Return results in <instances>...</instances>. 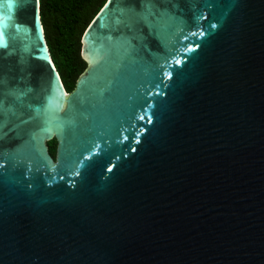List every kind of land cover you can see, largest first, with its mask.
Masks as SVG:
<instances>
[{"label": "water", "instance_id": "water-1", "mask_svg": "<svg viewBox=\"0 0 264 264\" xmlns=\"http://www.w3.org/2000/svg\"><path fill=\"white\" fill-rule=\"evenodd\" d=\"M82 43L68 92L0 0V264H264V0H108Z\"/></svg>", "mask_w": 264, "mask_h": 264}, {"label": "trees", "instance_id": "trees-1", "mask_svg": "<svg viewBox=\"0 0 264 264\" xmlns=\"http://www.w3.org/2000/svg\"><path fill=\"white\" fill-rule=\"evenodd\" d=\"M108 0H40L47 42L68 92L88 69L82 57L83 36ZM57 147L50 152L56 155Z\"/></svg>", "mask_w": 264, "mask_h": 264}, {"label": "flooded vegetation", "instance_id": "flooded-vegetation-1", "mask_svg": "<svg viewBox=\"0 0 264 264\" xmlns=\"http://www.w3.org/2000/svg\"><path fill=\"white\" fill-rule=\"evenodd\" d=\"M54 143H57V141H56V140H52L51 142L48 143L49 152H50V148H51V146H52ZM56 150H57V149H56ZM56 152H57V151H56ZM50 154H51V152H50ZM51 155H52V154H51ZM52 157L55 159V158H56V155H55V156L52 155Z\"/></svg>", "mask_w": 264, "mask_h": 264}, {"label": "rangeland", "instance_id": "rangeland-1", "mask_svg": "<svg viewBox=\"0 0 264 264\" xmlns=\"http://www.w3.org/2000/svg\"><path fill=\"white\" fill-rule=\"evenodd\" d=\"M53 145H55V147H57V143H54Z\"/></svg>", "mask_w": 264, "mask_h": 264}]
</instances>
